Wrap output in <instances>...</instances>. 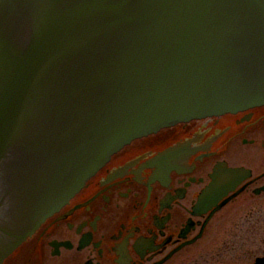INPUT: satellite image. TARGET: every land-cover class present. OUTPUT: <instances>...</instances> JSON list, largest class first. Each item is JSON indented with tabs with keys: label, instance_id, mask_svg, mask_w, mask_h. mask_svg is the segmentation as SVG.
<instances>
[{
	"label": "water",
	"instance_id": "95a60500",
	"mask_svg": "<svg viewBox=\"0 0 264 264\" xmlns=\"http://www.w3.org/2000/svg\"><path fill=\"white\" fill-rule=\"evenodd\" d=\"M261 105L264 0H0V263L131 141Z\"/></svg>",
	"mask_w": 264,
	"mask_h": 264
},
{
	"label": "flooded vegetation",
	"instance_id": "af4514ba",
	"mask_svg": "<svg viewBox=\"0 0 264 264\" xmlns=\"http://www.w3.org/2000/svg\"><path fill=\"white\" fill-rule=\"evenodd\" d=\"M239 209H264V105L133 140L0 264H248Z\"/></svg>",
	"mask_w": 264,
	"mask_h": 264
},
{
	"label": "rangeland",
	"instance_id": "374dc122",
	"mask_svg": "<svg viewBox=\"0 0 264 264\" xmlns=\"http://www.w3.org/2000/svg\"><path fill=\"white\" fill-rule=\"evenodd\" d=\"M228 217L229 223L232 220L246 219L241 230L236 231L239 225L232 224L231 233L237 232L246 239L248 264H252L259 255L264 253V209L252 214L249 209H239Z\"/></svg>",
	"mask_w": 264,
	"mask_h": 264
}]
</instances>
